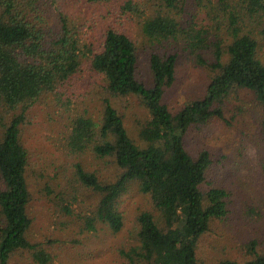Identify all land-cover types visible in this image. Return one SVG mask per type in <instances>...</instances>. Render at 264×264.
<instances>
[{
	"label": "trees",
	"instance_id": "obj_1",
	"mask_svg": "<svg viewBox=\"0 0 264 264\" xmlns=\"http://www.w3.org/2000/svg\"><path fill=\"white\" fill-rule=\"evenodd\" d=\"M79 1L96 5L110 0ZM140 3L127 0L124 10H141ZM150 3L158 6L154 10L169 11L157 12L143 22L146 38L154 44L185 41V48L196 53L198 62L212 70L204 96L175 113L165 96L176 81L178 51L166 47L152 50V83L148 85L138 77L135 41L121 28L107 26L95 41L81 42V37L73 34L78 30L70 27L64 15L60 28L50 25L49 10H64L62 0H0V109L13 113L6 123L0 118V264H9L18 251H28L38 264L52 261L51 255L29 238L30 155L21 139L22 126L28 108L70 84L86 59L112 95L137 96L148 113L138 142L108 98L97 116L85 109L73 118L67 134L69 152L93 154L111 161L117 169L115 179L109 181L82 161L74 164L77 180L98 193L86 227L95 229L96 223H103L113 232L120 231L124 217L119 199L131 182H137L157 212L139 214L136 242L123 250L125 264H264V250L257 249L255 241L244 261L200 258V238L229 211L228 192L222 187L204 188L211 155L208 150L192 154L185 142L191 127L206 125L213 118L226 119L225 103L232 92H252L264 114V35L246 26L236 11L248 10L261 24L264 0H146ZM189 10H225L229 18L227 42L220 37L213 41L210 26L195 15L184 21L182 14ZM209 46H213L212 58L206 60L201 51ZM261 131L264 136V117Z\"/></svg>",
	"mask_w": 264,
	"mask_h": 264
},
{
	"label": "rangeland",
	"instance_id": "obj_2",
	"mask_svg": "<svg viewBox=\"0 0 264 264\" xmlns=\"http://www.w3.org/2000/svg\"><path fill=\"white\" fill-rule=\"evenodd\" d=\"M126 5L127 0H110L96 5L62 0L64 10H49L50 25L60 28L59 21L64 15L70 27L78 30L73 34L81 37V42L85 39L95 41L107 26L126 31L135 41L138 77L148 85L152 83L149 63L152 50H166V47L178 51L176 81L166 93V102L175 113L186 103L203 97L211 68L198 62L196 53L185 48V41L172 39L154 44L142 32V24L147 18L169 10H154L158 9L156 3L146 4V0H141L138 5L141 10H135V7L124 10ZM189 11L182 14L184 21L195 15L210 26L213 41L220 37L227 42L229 18L225 10ZM236 11L246 26L251 25L257 34L264 35V22L260 24L251 18L248 10ZM171 13L175 15L177 11ZM261 48L264 60V38ZM212 50L213 46H209L207 51H201L206 60L212 58ZM86 60L70 84L42 96L26 113L21 139L30 155L28 174L32 197L29 213L32 225L29 238L51 255L49 264H125L123 250L136 242L139 214L157 210L138 183L131 182L119 199L124 217L122 229L113 232L103 223L88 229L86 219L93 216L98 193L77 180L74 164L82 161L88 168L100 171L102 178L109 181L115 179L117 169L111 161L97 159L93 154L78 156L69 152L67 134L74 117L85 109L97 116L103 101L108 98L123 117L130 136L138 142L139 130L148 119V113L137 96L112 95ZM12 115V111L7 113L0 109L3 123ZM225 117V120L213 118L206 125L193 126L185 136L186 146L192 154L208 150L211 155L212 164L204 188L222 187L228 192L226 217L214 222L211 231L199 240V256L209 262L221 258L244 261L251 255L249 245L252 241L256 242L257 249L264 250V136L261 131L264 114L254 94L242 89L232 92L226 99ZM9 264L38 263L28 251H18Z\"/></svg>",
	"mask_w": 264,
	"mask_h": 264
}]
</instances>
